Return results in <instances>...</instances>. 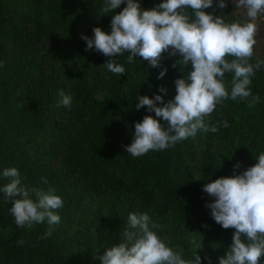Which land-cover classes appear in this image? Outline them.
<instances>
[{"label":"trees","instance_id":"trees-1","mask_svg":"<svg viewBox=\"0 0 264 264\" xmlns=\"http://www.w3.org/2000/svg\"><path fill=\"white\" fill-rule=\"evenodd\" d=\"M139 2L152 9L161 0ZM103 7L104 0H0V170L16 167L24 184L53 188L63 200L56 210L61 222L41 239L47 225L19 228L8 211L12 202L0 194V264H100L106 248L127 243L129 212L147 213L158 225L153 230L182 258L195 254V240L202 264H208L204 257L218 264L235 230L212 219L205 204L213 198L202 187L232 175L237 162V173L253 166L264 152V69L251 78V92L260 97L254 107H248L251 97L226 99L206 118L217 126L215 133L134 158L124 148L134 125L155 116L147 106L136 110L139 95L152 98L163 86L165 101L172 98L173 81L190 66L164 53L167 73L157 79L161 68L142 57L128 63L125 53L116 59L126 73L107 71L109 58L85 51L81 39L95 27L109 31L114 13ZM234 11L226 7L215 14L226 15V22L243 19ZM249 62H258L254 54ZM225 85L230 91V74ZM60 90L72 96L70 110L56 106Z\"/></svg>","mask_w":264,"mask_h":264},{"label":"clouds","instance_id":"clouds-1","mask_svg":"<svg viewBox=\"0 0 264 264\" xmlns=\"http://www.w3.org/2000/svg\"><path fill=\"white\" fill-rule=\"evenodd\" d=\"M229 0H161L152 9H142L139 0H104L102 9L112 15L109 31L100 27L92 36H81L85 51L94 50L108 57L103 66L107 71L122 76L125 67L117 62L118 56L127 55V62L142 57L152 68H161L157 79H162L167 68L162 67L163 54L179 55L178 61L190 66L187 75L173 81L175 95L165 101L167 88L161 86L152 98L140 96L135 108L148 113L134 125L131 142L124 146L132 157L149 151H163L178 142L195 138L198 133H215L217 126L206 120L224 100H248L252 108L260 102L253 96L252 77L264 66V61L250 63L256 44L257 29L264 24V0H231L243 19L226 22V15H216ZM126 5L118 13L115 11ZM212 8L213 12H206ZM188 10H191L189 15ZM226 57H233L229 60ZM178 61L173 67L178 65ZM3 67V61H0ZM231 75L230 91L225 75ZM57 107H72L73 98L63 90L58 92ZM161 119L164 123H161ZM223 127H227L224 122ZM256 163L237 173L241 163L233 166L230 176H223L203 184L202 191L213 199L205 207L212 219L222 228H233L232 243L218 264H264V152L255 157ZM0 194L12 202L9 214L19 228L30 229L34 224H46L41 239L51 237L61 222L56 210L63 207L62 198L55 189L47 190L22 182L16 167L0 170ZM47 183L46 178H41ZM154 224L147 213L129 212L123 229L127 243L106 248L98 259L100 264H202L197 253L201 244L192 240L195 254L182 258L153 230ZM23 243V241H20ZM96 259V257H94ZM212 264L209 257H204Z\"/></svg>","mask_w":264,"mask_h":264},{"label":"rangeland","instance_id":"rangeland-1","mask_svg":"<svg viewBox=\"0 0 264 264\" xmlns=\"http://www.w3.org/2000/svg\"><path fill=\"white\" fill-rule=\"evenodd\" d=\"M227 7H231L229 3ZM234 12L238 14L237 11ZM261 26L262 25H260L257 29V33L255 36L256 44L254 45L253 52L258 61H264V30H261ZM262 68L264 69V66H262Z\"/></svg>","mask_w":264,"mask_h":264},{"label":"crops","instance_id":"crops-1","mask_svg":"<svg viewBox=\"0 0 264 264\" xmlns=\"http://www.w3.org/2000/svg\"><path fill=\"white\" fill-rule=\"evenodd\" d=\"M229 4H230V6L231 7H234V5L231 3V0H229ZM235 11H237V13L238 14H240V10H238V9H235ZM241 15V14H240ZM262 26H261V30H264V24H261ZM260 32V31H259Z\"/></svg>","mask_w":264,"mask_h":264}]
</instances>
